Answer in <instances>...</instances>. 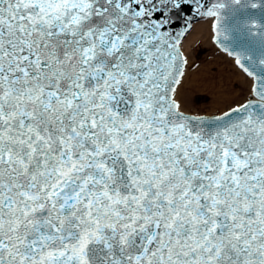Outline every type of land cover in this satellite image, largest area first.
Returning <instances> with one entry per match:
<instances>
[{
  "label": "snow or ice",
  "instance_id": "snow-or-ice-1",
  "mask_svg": "<svg viewBox=\"0 0 264 264\" xmlns=\"http://www.w3.org/2000/svg\"><path fill=\"white\" fill-rule=\"evenodd\" d=\"M193 19L251 80L212 116ZM0 264H264V0H0Z\"/></svg>",
  "mask_w": 264,
  "mask_h": 264
},
{
  "label": "water",
  "instance_id": "water-1",
  "mask_svg": "<svg viewBox=\"0 0 264 264\" xmlns=\"http://www.w3.org/2000/svg\"><path fill=\"white\" fill-rule=\"evenodd\" d=\"M194 22L192 31L181 42L191 67L178 99L189 114H219L243 101L251 80L212 43L207 24L200 19H193L191 24Z\"/></svg>",
  "mask_w": 264,
  "mask_h": 264
}]
</instances>
